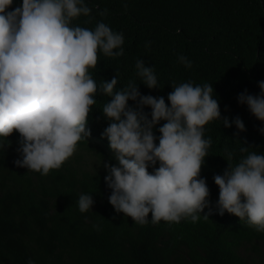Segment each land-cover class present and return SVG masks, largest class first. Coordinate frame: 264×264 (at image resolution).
<instances>
[{
    "label": "trees",
    "instance_id": "1",
    "mask_svg": "<svg viewBox=\"0 0 264 264\" xmlns=\"http://www.w3.org/2000/svg\"><path fill=\"white\" fill-rule=\"evenodd\" d=\"M85 2L91 12L74 18L73 25L93 29L103 21L124 35L122 55L108 57L98 51L97 65L89 69L97 84L117 75L116 88L133 80L142 94L164 96L168 103L172 85L208 82L221 115L229 120L239 115L246 130L239 131L234 124L225 127L220 120L206 123L204 135L212 143L200 175L206 178L212 203L196 222L161 219L155 224L134 222L108 200L111 189L104 180L103 162L116 161L113 150L97 140L108 141L101 136L108 124L101 109L110 97L95 95L88 115L91 135L76 146L95 155L98 168L82 167L70 157L47 175L16 165L21 157L19 133L14 130L7 140L0 138L6 143L0 148V264H28L29 259L36 264H264V232L234 214L216 211L219 189L213 179L228 167L226 150L233 153V165L246 155L239 151L243 142L251 145L249 151L264 153V134L259 132L264 122L237 100L245 89L259 93L257 82L264 80V0ZM21 3L14 0L10 8ZM105 8L107 14L101 16ZM180 54L192 61L191 68L178 61ZM138 58L154 65L161 88L149 89L140 82ZM128 103L135 104L131 99ZM158 128H153L156 136ZM82 192H90L95 201L83 213L77 204Z\"/></svg>",
    "mask_w": 264,
    "mask_h": 264
},
{
    "label": "clouds",
    "instance_id": "2",
    "mask_svg": "<svg viewBox=\"0 0 264 264\" xmlns=\"http://www.w3.org/2000/svg\"><path fill=\"white\" fill-rule=\"evenodd\" d=\"M13 2L0 0V138L7 140L14 130L19 133L21 158L14 163L41 175L61 167L77 142L91 135L88 115L99 92L111 98L101 109L108 120L101 136L107 138L116 161L103 162L104 180L111 189L108 200L115 211L138 224L161 219L196 222L212 203L206 178L200 175L212 143L204 126L220 120L225 127L234 124L245 131L242 118L221 115L208 82L172 85L168 103L164 96L142 94L133 80L116 88L117 75L97 84L89 69L97 65L98 51L108 57L123 54L122 32L103 21L93 29L73 25L74 18L91 12L85 0H22L10 8ZM177 59L191 68L185 55ZM135 69L149 89L161 88L154 65L138 58ZM257 83L259 93L245 89L237 100L264 122V80ZM157 125L159 136L153 131ZM259 132L264 134V123ZM5 145L0 141V148ZM249 146L243 142L239 151L246 155L235 165L230 163L233 153L226 150L228 167L213 176L219 189L215 206L220 215L227 211L264 232V153L249 151ZM94 203L90 192L79 194L80 212L92 209ZM212 210L209 207L208 213ZM208 213L203 216L209 218ZM28 264L36 262L29 259Z\"/></svg>",
    "mask_w": 264,
    "mask_h": 264
},
{
    "label": "rangeland",
    "instance_id": "3",
    "mask_svg": "<svg viewBox=\"0 0 264 264\" xmlns=\"http://www.w3.org/2000/svg\"><path fill=\"white\" fill-rule=\"evenodd\" d=\"M102 142L105 144V146L109 147L108 141H102ZM70 158L74 162H78L82 167L85 168L95 169L98 168L99 166L96 156L86 149L76 148L72 156H70Z\"/></svg>",
    "mask_w": 264,
    "mask_h": 264
}]
</instances>
